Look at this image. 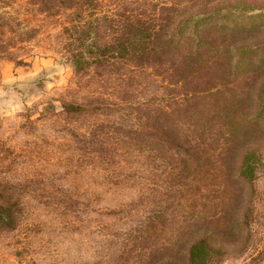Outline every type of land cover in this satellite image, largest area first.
Here are the masks:
<instances>
[{
  "label": "rangeland",
  "instance_id": "rangeland-1",
  "mask_svg": "<svg viewBox=\"0 0 264 264\" xmlns=\"http://www.w3.org/2000/svg\"><path fill=\"white\" fill-rule=\"evenodd\" d=\"M168 2L216 20L76 67L77 5L0 0V264H264V0H92L87 41Z\"/></svg>",
  "mask_w": 264,
  "mask_h": 264
},
{
  "label": "trees",
  "instance_id": "trees-1",
  "mask_svg": "<svg viewBox=\"0 0 264 264\" xmlns=\"http://www.w3.org/2000/svg\"><path fill=\"white\" fill-rule=\"evenodd\" d=\"M48 1L50 0H38L40 6L46 9L59 6L72 11L71 9L76 5L79 8L77 19L74 17L69 24L63 25L64 31L68 32V36L77 47L69 49L70 59L76 67L84 60V52L99 61L98 64H113L116 60L122 59L132 62L148 58L150 55L156 54L157 51L166 52L169 55H180V48H186V41L190 40L188 35L199 40L196 30L201 25H207L208 22L216 20L210 15L188 14L186 11L170 6L169 2L159 3L154 11L150 12L151 14L145 15L146 18L130 16L121 21L116 20L113 26L109 25L111 30H108L107 33L108 40L98 46L92 41H87L89 33L99 25L96 20L97 13L91 10L92 0H67L72 1L71 4L74 5L55 0L54 3H49V6L47 5ZM76 1H79L83 7ZM92 46L96 51L90 48ZM83 48L86 50L83 51ZM210 94L208 93V95ZM218 106L216 103V109H219ZM63 107L68 112H80L86 108L85 105L72 102H63ZM166 130L169 132L168 127ZM170 133L175 136L171 128ZM193 246L192 244L191 248Z\"/></svg>",
  "mask_w": 264,
  "mask_h": 264
}]
</instances>
